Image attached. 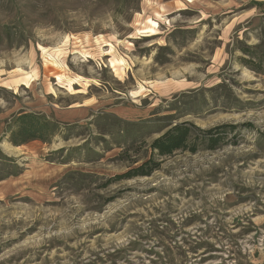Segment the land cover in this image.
I'll return each mask as SVG.
<instances>
[{
  "label": "rangeland",
  "instance_id": "1",
  "mask_svg": "<svg viewBox=\"0 0 264 264\" xmlns=\"http://www.w3.org/2000/svg\"><path fill=\"white\" fill-rule=\"evenodd\" d=\"M245 46L264 53V0H0V264H264V73ZM23 112L48 141L10 142ZM179 123L236 127L158 155Z\"/></svg>",
  "mask_w": 264,
  "mask_h": 264
},
{
  "label": "trees",
  "instance_id": "2",
  "mask_svg": "<svg viewBox=\"0 0 264 264\" xmlns=\"http://www.w3.org/2000/svg\"><path fill=\"white\" fill-rule=\"evenodd\" d=\"M253 47L245 46L240 48L243 54L248 55L247 58H242L254 71L264 73V53L255 56L252 52ZM236 126L233 124H222L201 131L203 134L201 138L193 132L192 124L179 123L175 124L166 130L162 135L155 138L150 147L160 156L172 154L176 150H189L195 152L197 149L196 143H207V148L213 149L220 144L224 137L223 131L226 129L233 130ZM221 129V130H220ZM54 123L42 115H36L32 112H23L18 114L10 130L9 140L13 145H21L29 140L40 139L48 141L49 136L54 134ZM191 135L195 137L190 138ZM158 162L152 158L133 166L121 174H117L115 179H128L136 176H147L158 169Z\"/></svg>",
  "mask_w": 264,
  "mask_h": 264
}]
</instances>
